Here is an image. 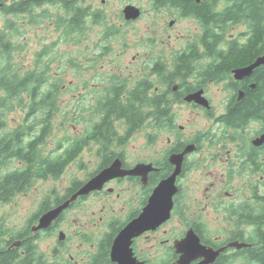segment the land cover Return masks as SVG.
I'll use <instances>...</instances> for the list:
<instances>
[{"label": "flooded vegetation", "instance_id": "1", "mask_svg": "<svg viewBox=\"0 0 264 264\" xmlns=\"http://www.w3.org/2000/svg\"><path fill=\"white\" fill-rule=\"evenodd\" d=\"M115 1L121 4L115 33L127 26L135 31L155 13L149 28L155 37L166 36L157 51L167 52L173 42L172 61L138 54L133 57L138 82L130 86L114 75L100 85L103 93L93 98L98 116L87 136L101 149L93 157L95 166L63 195L53 191L23 228L2 236L0 264H201L205 258L192 255L202 247L219 253L212 264H262L256 255L264 251V64L238 76L264 58V51L238 62L249 36L235 35L246 26L225 19L224 0H148L150 8L141 0ZM130 6L138 10L136 18L125 14ZM208 10L216 16L209 19ZM97 11L88 13L99 22L105 13ZM182 21L191 25L184 34L178 28ZM104 105L105 111H135L139 125L131 131L128 118L114 121L113 145L120 144L122 131L127 139L150 128L152 151L107 154L113 145L95 139ZM111 167L117 176L98 182L100 188L36 230L44 215Z\"/></svg>", "mask_w": 264, "mask_h": 264}, {"label": "rangeland", "instance_id": "2", "mask_svg": "<svg viewBox=\"0 0 264 264\" xmlns=\"http://www.w3.org/2000/svg\"><path fill=\"white\" fill-rule=\"evenodd\" d=\"M77 4L87 11L94 8L102 15L104 12L105 20L99 19L97 22L96 18L89 15L82 29L69 27L63 21H58L66 18L63 3L46 5L32 15L9 16L0 12V31H4L9 20L13 24L7 29L6 38L16 46L13 51L15 71L21 75H26L30 71L43 73L48 81L46 91L53 93L52 90L58 89L57 113L53 119L50 138L43 146V152L45 155H62L76 144L85 146L82 156L71 163L59 179L40 180L27 193L16 196L8 203L0 204V226L5 237L8 236V232L14 233L23 228L42 207L44 201L52 196L53 191L63 195L83 178L86 168L95 166L93 157L99 155L98 151L101 149L92 139L88 140L87 136L88 128H91L98 116L93 98H98L103 93L104 87L100 85L105 86L107 80L114 78V75L126 79L124 81L130 86L135 81L138 82L139 76L135 75L139 73L133 60L138 54V57L142 58L154 55L156 58L157 55H161L172 61L170 55L172 53L168 52V46L173 42L167 43V52L161 54L157 51L159 45L166 40V36L159 33V36L155 37L154 31L149 28L155 13L149 12L138 23L135 31L126 25L121 33L116 34L114 28L118 29L120 24L116 20L121 7L119 2L108 0L103 4V0H82L77 1ZM140 4L148 8L151 6L148 0H141ZM16 22L18 23L15 24ZM15 26L18 27L17 30L21 28L22 32L17 33ZM190 27L188 22L182 21L178 28L184 34L185 28ZM190 30L192 29L188 31ZM246 30V27L237 28L235 35ZM170 33L173 36L176 34L173 31ZM108 34L109 38H106ZM180 44L182 45V42L176 44L175 48L181 46ZM131 62L133 64H130ZM30 105L29 98L15 105V111L8 113L6 117L8 129L0 131V136L23 124L26 110H29ZM40 121L41 119L34 123ZM153 133L148 128L126 139L122 131L118 134L120 144L115 143L106 153L141 155L142 152L152 151ZM87 141L95 144L87 146L85 144Z\"/></svg>", "mask_w": 264, "mask_h": 264}, {"label": "trees", "instance_id": "3", "mask_svg": "<svg viewBox=\"0 0 264 264\" xmlns=\"http://www.w3.org/2000/svg\"><path fill=\"white\" fill-rule=\"evenodd\" d=\"M224 1L227 3L225 19H234L235 26L245 25L247 28L246 35L249 36L250 45L238 53L241 56L238 62L246 63L249 58L251 60L254 55H259L264 51V0ZM62 3L66 18L58 19V21H63L69 27L76 28L77 26L78 29H82L86 17L89 16L88 11L79 6L74 7L73 2L65 0H0V12L9 16L32 15L46 5ZM193 7L191 6V8ZM207 7L211 8V6ZM194 8L195 12L199 9L198 6ZM96 15L99 16V14ZM215 16L209 10L207 11L209 19ZM11 25L13 26L9 20L4 31H0V131L8 129L6 117H8V113L15 111L14 107L17 103H23L29 98L31 105L28 111L25 109L26 117L23 124L19 128L7 132L8 134L0 136V204L8 203L16 196L27 193L40 180L59 179L66 168L80 157L84 148V145L77 144L62 155H45L43 152V146L50 138L53 119L57 113L56 92L58 89L52 90L53 93L46 91L48 81L43 73L30 71L26 75H21L15 71L13 51L16 46L6 38L7 29ZM16 28L18 27H14L17 33L22 32L21 28L18 30ZM226 31L225 27L224 32ZM40 66H42L41 63ZM119 104H122V101ZM249 104L250 102L246 101L245 105L241 107V119L245 107ZM105 110L104 105L102 110L104 117L102 124L96 127L95 139L100 138L103 143L110 142V145H113L115 141L113 122L123 117L128 118L133 124L131 131H136L139 128L136 123L135 111L125 107H120L118 111ZM245 115L244 112V117ZM39 119H41L40 122L34 123ZM30 120L31 122H29ZM111 155L117 154L112 152ZM2 232L4 231L0 226V240L5 235ZM4 258L5 255L2 259ZM256 258H259L260 262L264 264V251L262 255H256Z\"/></svg>", "mask_w": 264, "mask_h": 264}, {"label": "water", "instance_id": "4", "mask_svg": "<svg viewBox=\"0 0 264 264\" xmlns=\"http://www.w3.org/2000/svg\"><path fill=\"white\" fill-rule=\"evenodd\" d=\"M73 1H82V0H73ZM125 14L129 18H136L138 16V10L135 7L130 6V7H127V9L125 10ZM261 64H264V58L259 59L255 65H253L247 69L240 70L238 78H243V77L251 75L253 69L255 67L261 65ZM115 176H117V174L115 172L114 167H111L109 170L103 172L99 177H97L96 179L87 183L77 194H75L71 199H69L63 206H61L60 208H57V209L49 212L48 214L44 215L41 218L40 225L37 227L36 230H40V229H43V228L49 226L62 213V211L65 208L69 207L71 203L76 201L79 196L87 195L91 191L96 190L97 188H100L98 182L102 183L106 178H112ZM169 183H173V178L171 179V182H167V184H169ZM167 184H164L163 187H165ZM202 249L203 250H200L198 255H192V257H194V256L204 257L205 261L201 264H212L214 262L215 258L219 255V253L212 254L213 252H207L208 250H205L204 247H202Z\"/></svg>", "mask_w": 264, "mask_h": 264}]
</instances>
